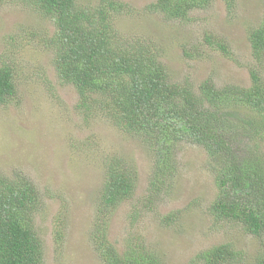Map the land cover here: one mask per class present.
Wrapping results in <instances>:
<instances>
[{
	"label": "rangeland",
	"instance_id": "obj_1",
	"mask_svg": "<svg viewBox=\"0 0 264 264\" xmlns=\"http://www.w3.org/2000/svg\"><path fill=\"white\" fill-rule=\"evenodd\" d=\"M120 1L131 10L114 17L119 35L153 41L174 80L188 79L196 89L206 78L217 86L250 83L256 60L248 35L264 19V0H235L232 9L214 0L208 8L194 10L190 20L147 11L153 0ZM54 31L52 21L32 5L0 2V65L13 67L16 80L15 95L0 104V172H23L43 195L35 228L43 240L44 264H106L91 233L104 181L103 158L115 152L132 158L139 177L136 196L123 202L108 222V238L119 253L130 244H145L164 264H191L201 250L231 242L244 252L243 263L252 264L264 253V243L239 224L217 222L208 212L216 188L209 156L199 145L179 144L178 175L169 194L151 209L143 205L133 220L134 207L143 204L148 188L151 157L139 139L123 133L103 113L91 116L80 110L78 92L60 81L45 44ZM207 34L226 42L229 55L205 43ZM174 212L173 223L162 222Z\"/></svg>",
	"mask_w": 264,
	"mask_h": 264
},
{
	"label": "trees",
	"instance_id": "obj_2",
	"mask_svg": "<svg viewBox=\"0 0 264 264\" xmlns=\"http://www.w3.org/2000/svg\"><path fill=\"white\" fill-rule=\"evenodd\" d=\"M32 5L51 20L55 31L45 37L51 61L64 84L79 94L78 107L88 115L103 113L123 133L139 139L152 160L140 209L153 208L168 195L178 175L180 143L201 146L209 156L216 188L207 206L217 222L230 221L264 243V19L249 31L256 64L247 85L217 86L210 78L196 89L188 79L174 80L150 39L121 37L114 23L117 13L131 10L120 0L82 4L80 0H0ZM214 0H153L149 12L190 20L196 9ZM233 8L235 0H223ZM214 41V42H213ZM205 43L229 55L230 46L211 35ZM263 75H262V74ZM16 93L14 69L0 65V104ZM92 239L106 264H164L147 247L132 246L119 253L108 238L113 212L136 195L137 165L131 157L111 153L103 158ZM43 211V195L23 172H0V264H44L43 240L35 217ZM178 212L164 215L171 224ZM174 218V220H173ZM61 235V231H58ZM244 252L231 242L201 250L191 264H244ZM252 264H264V253Z\"/></svg>",
	"mask_w": 264,
	"mask_h": 264
}]
</instances>
